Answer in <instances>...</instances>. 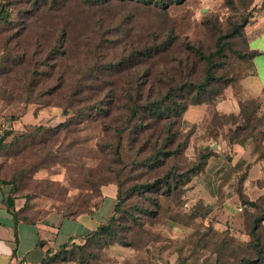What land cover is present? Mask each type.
Masks as SVG:
<instances>
[{"label":"rangeland","instance_id":"rangeland-1","mask_svg":"<svg viewBox=\"0 0 264 264\" xmlns=\"http://www.w3.org/2000/svg\"><path fill=\"white\" fill-rule=\"evenodd\" d=\"M249 3L12 0L11 21L0 24V180L8 183L0 187L3 194L13 192L18 204L27 200L43 216L52 209L87 210L98 202L100 183L117 182L120 213L108 236L96 238L83 252L77 250L81 264H240L255 260L251 219L262 214L264 186L240 181L249 169L246 164H251L243 161L240 167H232L234 146L227 144L231 139L261 145L264 120L259 117L244 131L237 127L241 121L238 125L234 119L212 121L214 109L195 127L186 125L178 112L171 117L176 139L170 150L185 144L177 156L164 159L160 155L162 163L145 162L165 138H160V128L137 135L139 120L153 122L145 114L130 122L126 112L113 110L106 130L99 122L82 120L56 137L34 134L27 127L64 124L61 108L67 106L72 116V108L78 111L84 103L107 98L119 102L127 99L125 93L139 103L155 101L167 92L166 87L198 84L204 80L205 65L195 50L210 56L215 80L201 95L188 86L183 98L215 101L226 85L239 83L248 73L246 40L240 34L248 24ZM165 37L173 44L171 59H145L133 53ZM126 65L133 68L119 74ZM162 66L179 67L183 74L171 71L159 76ZM156 70V76H148ZM28 112L33 115L31 125L21 120ZM95 114L86 113L84 118ZM18 124L20 129L6 136L7 126L17 128ZM118 129L124 132L117 154ZM202 149L214 151V156L203 173L190 180L181 172L198 162ZM177 174L186 178L179 179ZM167 180L171 192L165 188ZM152 183L155 188L148 189ZM109 190L115 191L105 188ZM83 223L89 220L84 218ZM256 234L264 244V221Z\"/></svg>","mask_w":264,"mask_h":264},{"label":"trees","instance_id":"trees-1","mask_svg":"<svg viewBox=\"0 0 264 264\" xmlns=\"http://www.w3.org/2000/svg\"><path fill=\"white\" fill-rule=\"evenodd\" d=\"M151 1V0H150ZM149 3V2H146ZM10 6H12V0H0V24L1 25H7L10 23L11 21V10H10ZM259 9H264V2L262 3V5L260 6ZM256 11V9L253 7V0H250L249 3V8H248V14L246 15V23L249 24L253 13ZM245 23V24H246ZM247 24V25H248ZM64 31H62L61 36L63 34ZM242 37L245 38L246 40V48H247V55H248V60L251 61V59L256 55L255 52L251 51L248 47L247 44V37L245 32L240 34ZM173 47V44L171 43V40H168L167 37H165L162 42L155 44L154 46L151 47H142L143 49H141L138 52H133L136 53V55L138 57H143L145 59L147 58H152V57H156L158 56L159 58H163V56L168 57L169 59H171L172 57V52H170L171 48ZM195 53L198 55V59L200 61H202L205 65V77L204 80L198 84H188V85H177L173 88L170 87H166L167 92H165V94L163 95V97L158 98L155 101H145V102H137L134 98H132V96L128 95V93H125V96L127 97V99L124 100H119V102H117L116 99L113 100V98H107L106 101H102V100H97L94 104H86L84 103V106L80 109V110H76L77 108H72V113L70 116V106L61 108V115L63 118L65 119V123L58 125L56 127H49V126H27L29 129H31L32 133L34 134H39V135H43V137L45 136V134L48 137H56L58 136L62 130H66L67 127H69L68 125L70 124H80L83 123L82 120L88 122H99L101 123L102 127L104 128V130H106V122L108 120L111 119V115L113 114V110L115 112H120L117 110H123V112H126L128 115V119L130 120V122L132 121H138V117L141 114H145L147 115L149 120H152L153 122L149 121V124H145V123H141L140 120L138 121V123L136 124V127L139 128V133L137 134L138 136H140L141 134H144L143 136L146 135V133L148 131H150L152 128L155 130H159V128L161 130H159V134H160V138H163V136L165 135V138L163 140L162 143H164L161 148L154 150V152L151 154L150 158H148L145 162H151L153 160H157L160 161V155H164V159H168V158H172L174 156H177L178 154H180V151L182 150V148L184 147L185 142L177 144L176 147L173 150H170V147H172L175 144V139H176V135L175 132L172 131L173 129V124L174 122H171V117H173V115H178V112H181L182 116L181 119L182 121L186 124L189 125L191 127H195V125L193 124H189L185 121L184 119V113L186 112V110L188 109V107L190 106H195V105H202L205 104L211 108L215 107V105L219 102L222 101L224 99H226V95L225 92L229 89L231 90L232 94L234 97L237 98L238 100V112L237 113H232V114H228V115H224V114H220L218 112H214L212 114V121L215 119L217 120H223V119H228V120H232L234 119L235 122L233 123L234 125H238V121L242 122L241 126H237V127H241V130L247 131L249 129L250 126V122L252 119H256L257 117H259L261 120H264V117L261 116L259 114V104L258 101L256 99H252V100H242L239 98L238 96V82L235 84H230V85H226L223 89V91L221 93H219L218 95H220L221 97L216 99L213 102H209V101H204V100H197L196 98H190L189 100H186V98H183V94L185 92L188 91V86H190V88H194V89H198L199 95H201V91L203 90L204 87H206L208 84L212 83L215 79L212 75V62L210 61V56L208 57H204L201 55L200 52L195 50ZM135 59H137L135 57ZM55 61V60H54ZM123 65V64H122ZM57 66V65H56ZM124 67V66H123ZM133 68V65H126V67H124L123 69L120 70L119 74L122 73H126V71L130 70ZM179 67H174L173 69L168 68L167 66H162L161 69H159V76L162 75H168V73H170L171 71H174V73H178L179 76H182L183 72L179 71ZM145 73L149 71L148 67L144 69ZM162 73V74H161ZM157 75V70L156 73H150L148 76H156ZM174 93H177L176 96L173 95ZM181 95V96H180ZM180 96V97H178ZM72 106V105H71ZM180 110V111H179ZM96 111L95 116H89V118L85 117L84 115H86V113H88L90 115L91 112ZM151 117H150V116ZM147 119V120H148ZM118 122L120 124H122V118L118 119ZM125 122V119L123 120V123ZM213 126V122H211L210 127ZM32 127V128H30ZM209 129V128H208ZM13 130L10 128H7L5 130L6 132V136L10 134V132H12ZM123 130L118 129L117 131V135H118V143L116 145V153H119V149H120V143L123 141L122 139V134H123ZM3 138H0V149L3 147L2 145V140ZM246 143L244 142H237L234 141L232 142L230 139L229 144H227L228 146H241L243 147ZM186 147V145H185ZM164 151V152H162ZM213 152V153H212ZM214 151L210 150V149H202V153L199 156L198 162H196L195 165H192V167L190 169H188L186 172H181V174L186 175L188 177V179L191 180V178L196 177L199 174L203 173V169L205 167V165H207L208 160L214 156ZM264 159V154H262V156L259 157V160ZM233 161V160H232ZM160 163H162V161H160ZM243 163V160H238L235 164H233L232 167H240ZM246 166L249 168L246 175H244L242 178H240V181L245 182L247 179V175L248 172L250 170L251 165L248 166V164H246ZM175 173V172H174ZM177 173V172H176ZM178 175V174H177ZM186 176H181L178 175L179 179L182 178H186ZM176 177V176H175ZM8 184L7 182L0 180V187L4 186ZM100 186L98 187V202L92 206H90L89 209L87 210H78L75 209L74 211H66V210H60V209H52L50 211H55L56 213L61 214L64 217L67 218H75L79 215L88 213L90 211H92L93 209H95L96 207H98V205L101 202V189L103 187L109 186V185H113L116 187V204L114 206L113 209V213L112 215L106 219L103 223H101L95 230L92 231H88L86 233V235H84L83 237L78 239V242L75 243H67L63 246H61L55 253L51 254L49 257H47L41 264H54L57 262H61V263H74V264H81L83 260H80L77 257V250H81L82 252L84 251V247L93 242V240H95L96 238L104 235V236H108V232L111 229V226L113 224V222L116 219L117 214L120 213V208H121V192H120V188L117 182H113V181H106V182H102L99 184ZM165 188L167 189V192H171L172 190V185H171V181L168 182V180L165 182ZM155 185L152 183L151 185H148L147 187H149L148 189H154ZM263 196H261L260 198H263ZM244 199V197H243ZM259 199V198H258ZM256 203V202H255ZM3 204L5 205V207L7 208V210L11 213V215L13 216V218L16 221H22V222H35L38 218H40L41 216L39 215V213H36L33 211V209L31 208V206H29V202L27 200H25L23 202L22 205L18 204L17 201V195L12 193H8V194H4L3 195ZM250 205L251 207H254L255 204L252 202H243V205ZM48 211V212H50ZM47 212V213H48ZM262 214L256 215L255 217H253V219H251V232L250 235L253 238L254 241V245H253V250H254V257L255 260H243L240 264H264V244L261 243L260 238L257 236L256 232L258 231L261 223L264 221V204H263V209H261Z\"/></svg>","mask_w":264,"mask_h":264},{"label":"crops","instance_id":"crops-1","mask_svg":"<svg viewBox=\"0 0 264 264\" xmlns=\"http://www.w3.org/2000/svg\"><path fill=\"white\" fill-rule=\"evenodd\" d=\"M264 0H253L256 11L245 28L247 44L256 55L248 65V73L238 83V96L242 100L256 99L259 104V114L264 117V9H259ZM226 99L219 101L211 108L205 104L190 106L184 113V119L189 124L198 125L210 117V112L228 115L238 112V100L231 90L225 92ZM25 114L21 120L31 125L33 115ZM28 120V121H27ZM21 124L7 126L10 129H20ZM234 161H247L251 164L247 175L246 185L249 182L258 188L264 186V159L260 153L264 150V141L259 146L253 142L243 147L235 145ZM252 174L254 178L252 179ZM114 187V193L105 191V188ZM3 192L0 190V264H41L47 257L55 253L67 243H77L78 239L88 231L95 230L108 219L116 204V187L109 185L101 189V202L92 211L75 218H67L55 211L45 213L35 222L16 221L3 204ZM110 208V212L108 210ZM89 223H83V219ZM94 225L92 227L88 224ZM74 264V263H66Z\"/></svg>","mask_w":264,"mask_h":264}]
</instances>
